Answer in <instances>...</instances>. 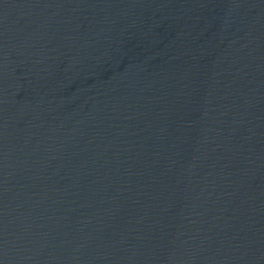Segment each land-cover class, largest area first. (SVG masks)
<instances>
[{
    "label": "water",
    "instance_id": "95a60500",
    "mask_svg": "<svg viewBox=\"0 0 264 264\" xmlns=\"http://www.w3.org/2000/svg\"><path fill=\"white\" fill-rule=\"evenodd\" d=\"M0 264H264V0H0Z\"/></svg>",
    "mask_w": 264,
    "mask_h": 264
}]
</instances>
